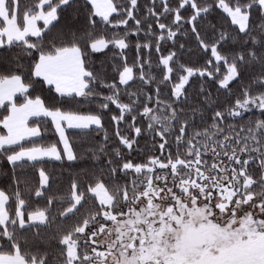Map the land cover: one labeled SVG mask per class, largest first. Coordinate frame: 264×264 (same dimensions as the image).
I'll use <instances>...</instances> for the list:
<instances>
[{"label": "snow or ice", "instance_id": "6c2138e0", "mask_svg": "<svg viewBox=\"0 0 264 264\" xmlns=\"http://www.w3.org/2000/svg\"><path fill=\"white\" fill-rule=\"evenodd\" d=\"M20 3L0 0V108L6 113L0 118L6 130L0 133V160L11 166L17 183L18 169L26 164L40 166V189H50L51 174L43 167L48 161H64L72 167L89 159L92 164L84 171V183L71 182V206L60 215L79 211L82 202L95 206L98 201L99 209L78 220L59 239L49 238L55 240L57 252L25 251L21 247L22 242L28 244L24 233L40 225L51 226L50 214L47 208H37L26 215L29 201L24 192L31 195L33 191L27 181L23 191L0 189V264H264V119L249 121V125L229 122L225 127L221 123L229 117L243 119L253 108L264 116V0H212L202 5L197 0H178L176 7L161 0L162 12L149 8L144 21L134 15L138 0H128L130 7L123 0H86L91 5L88 28L79 32L69 27L71 20L62 21V14L73 8L75 0H35L25 5L22 14ZM217 8L235 27L229 31L212 25L214 35L209 43L201 36L197 21L204 22ZM181 9L192 11L187 20ZM114 13L126 17L113 22ZM253 13H258V23L252 22ZM162 15L171 25L160 21ZM93 17L113 27L127 26L133 20L136 32L96 38L98 21ZM151 17H156L159 35L153 31ZM40 21L42 26H38ZM182 21L191 25L197 46L211 53L204 68L186 67L178 51H170L158 59L157 81V76L144 70L151 61L140 59L143 49L153 47L151 43H136L137 58L128 63L129 35L137 34L142 24H147L146 32L160 52V40H173L175 47L177 33L187 34ZM228 43L240 48L224 52ZM109 45L119 50L113 51V59L118 57L120 62L112 65V76L104 64L98 67L91 59ZM184 48L179 44V49ZM207 64L213 65L212 70ZM224 66L226 73H221ZM174 70L178 82L172 83L165 101L160 98V85L168 87ZM246 74L249 80L243 84ZM197 75L212 77L228 96L232 95L230 82L240 78L243 90L234 104L225 102L217 110L219 96L213 98L202 83L199 105L190 104L185 86ZM137 83L141 87L131 91ZM153 83L157 84L155 100L152 90L146 94L143 88ZM44 85L56 94L50 104L32 94L37 88L43 91ZM120 85L125 88L121 90ZM97 101L98 106L91 107ZM111 105L118 110L110 118L117 125V143L99 147L102 155L96 154L93 145L87 148L90 156L83 149L78 155L68 130L86 138L104 130V116L112 111ZM138 117L147 119L146 126L137 125ZM125 122L131 124L126 134L120 131ZM41 124L54 127L62 150L57 143H39ZM149 131L154 141L159 137L162 155L167 148L166 162L153 156L137 163L125 155L124 150L133 151L138 137ZM104 140H108L106 133ZM26 141L31 146H25ZM83 143L88 145V140ZM92 169H98L99 175ZM34 194L44 193L38 189ZM47 204L53 200L49 198ZM108 222L111 226L106 227ZM60 230L57 224V234ZM101 234L103 240L98 239Z\"/></svg>", "mask_w": 264, "mask_h": 264}, {"label": "trees", "instance_id": "16d2710c", "mask_svg": "<svg viewBox=\"0 0 264 264\" xmlns=\"http://www.w3.org/2000/svg\"><path fill=\"white\" fill-rule=\"evenodd\" d=\"M198 3L201 5L204 3H211L212 0H197ZM28 3H35V0H21L20 3V10L21 14L23 13L25 9V5ZM125 7H130V4L128 3V0H123ZM171 7H176L178 4V0H169ZM152 8L153 11L160 13L162 12V4L161 0H155L153 3V0H138V4L136 9L134 10V15L137 19H141L142 21L146 20L148 18V9ZM91 12V5L86 3V0H75V4L73 8L68 9L62 14V21L63 23H67L69 20L72 21V23L69 25L70 28L81 31L88 28V16ZM181 13L184 16L185 20H187L190 15L192 14V11L189 9L188 11H185L184 9H181ZM75 17V19H73ZM126 17V14H113L112 17H110L113 22H115L118 19H123ZM96 21H98L96 27H95V37L99 38L103 36L106 39H109L113 36L114 33H118L120 35H123L125 31L136 32V25L135 21L130 20L129 24L127 26L120 25L119 27H113L112 25H105L103 22H99V17H93ZM150 22L153 24V31L156 35H159L161 30L158 28L156 24V17L149 18ZM161 22H165L169 25H171V20L166 19L165 16L160 17ZM252 22L258 23V13H253L252 16ZM184 26V29L188 30L187 34H184L183 32H178V40L175 42V47H173V40H160V46L161 51L157 52L155 50V41L151 35H148L146 32L147 24L144 23L140 26V30L135 35H129L128 42H129V49L125 50L128 63L132 64L133 61L137 58V53L135 49L136 43L144 44V43H151L153 45L152 48L148 49L145 48L142 50L140 54V59L143 60H150L151 64H145L144 70L146 72L151 71L153 75L157 76V81L159 80V68L156 67V64L158 62V59L161 55H167L170 51H178L180 55V63H183L186 67H193L194 69H202L207 63L206 57H210L211 53L208 51L205 53L203 49L197 46V42L193 35L190 32L191 25L185 24L184 21L181 22ZM212 25H215V28L220 30H229L231 31L232 28L235 26H232L230 23V18L227 17L225 13L222 12L220 9H215L211 14L207 15L206 20L204 22H201L200 20L197 21V27L202 37H204L206 42H211L213 38V28ZM38 26H42L41 23H38ZM173 29L175 30V26H173ZM35 39V38H32ZM183 43L185 45L184 49H179V44ZM251 45H249L250 47ZM240 48L239 44H233L228 43L225 45L223 51L224 52H232L236 51ZM113 51L119 52L118 49H113L112 45H109L108 49H105L102 53H95L92 56V60L96 63V65L99 67L101 64H104L105 70L108 72L109 76L114 75V69L112 65L116 62H120L119 58L117 57L116 60L113 59ZM213 63H215L214 58ZM213 65L207 64V68L209 70H212ZM153 69H155L153 71ZM256 69H253V72H255ZM221 73H226V66L221 68ZM186 74V73H182ZM135 75L138 77L139 72L138 70L135 72ZM173 81L168 82V87H164L163 85H160L162 91L160 94V98L167 101L168 97L171 93V85L173 82H178L177 79V73L174 70L173 72ZM118 80V77H116ZM249 80V75L246 74L243 77V84H246ZM111 82V80H109ZM132 83V82H130ZM203 83L205 89L208 93L211 94L213 98H216L219 96V105L217 110L223 109L225 102L228 104H234L235 99L240 95L241 91L243 90V85L240 78H237L236 80H233L229 84V89L231 90L232 95L228 96L225 94V91L222 89H219V84L213 80L212 77H204L201 78L198 75L193 76L189 78V84L185 86L187 90L188 100L190 104H196L199 105L200 103V96L198 95L200 85ZM121 90L125 88L124 85L119 86ZM141 87L139 83H137L131 91H135L136 88ZM144 91L146 94H149L148 90L149 88L152 90L151 95H153V99H156L155 96V90L157 88V84H145L143 85ZM219 89V91H218ZM101 91H104L106 93V90L101 89ZM33 96L40 95L42 99L45 100L47 104H50L53 102V97H56V94L53 91H49V86L44 85L43 91H40L39 88H37L33 93ZM107 94V93H106ZM58 99V97H57ZM79 99V98H78ZM99 99H102L100 97ZM173 99H175L173 97ZM83 108L87 109L89 107L88 104H83ZM98 101L96 103H93L91 107H97ZM152 107H156L155 104L152 105ZM187 107V106H185ZM112 111L106 112L104 116V122H105V128L104 130H97L91 132V135L89 137H84L83 135H76L75 130H68L67 134L69 136L70 143H72L75 148L74 150L77 151L78 155L81 154L83 149V154L85 156H90L91 153L87 151V148L89 145H93L96 148V154L102 155L99 153L98 149L101 146L109 147L115 145L117 143V138L114 136V131L117 127V125L111 121V116L117 114V109L115 108V105H111ZM5 110L3 108H0V118L5 115ZM211 113H208L207 116L210 118ZM264 119V116L261 115V110L253 108L252 111L246 112L244 115V118L241 119L240 117H236L235 119L229 117L228 121H221V123L225 124V127H227V123L231 122L232 124L236 125L237 122L239 125H249V121H254L255 119ZM31 122V121H30ZM147 119L145 118L143 121L140 120L138 117L137 119V125L138 126H146ZM42 128V135L43 139L39 140V143L44 145H49L52 143H57L59 140V137L57 134H54V127L41 124ZM131 128L130 123H122L120 126V131L122 133H127V130ZM0 133H4V129L2 126H0ZM105 133L108 136V140L105 141ZM153 133L152 132H145L143 135L138 137V144L134 145V150L129 152L128 150H124L125 155L137 163H145L150 157L158 156L162 160L166 162L167 157V148L163 150V155L161 154V150L158 148L159 144V137H156L155 141L152 139ZM88 140V145H85L83 142L84 140ZM171 142V139H170ZM25 146H31L29 142H24ZM57 146L59 149L62 150L61 144L57 143ZM173 152L175 151V144L173 143ZM92 164V161L89 159H83L82 162H78L72 167L67 166V164L64 161H48L43 167L46 168V171L51 174V187L40 189L39 185V176H38V168L33 167L31 164H26L23 170H17L18 173H21L19 176L20 182L17 183L13 179V175L11 173V166L7 164L6 161L0 160V189L5 190L6 192L11 193L12 191H15L17 188H19L21 191L24 190V183L27 181L30 188L33 190L31 195H29L27 192H24V198L29 201V204L26 207V215L29 211H34L37 208L43 210L47 208V213L50 214L49 218L51 220V226L49 225H40L39 229L33 227L31 231H28L24 233L28 240V244L25 245L23 242L21 243L22 250H30L32 252H36L38 249L40 252H43L44 250H48L49 252H57L56 242L55 240L50 241V237L55 236L56 239H59V236L63 234V232L71 230V228L77 223L78 220H82L83 218H86L90 214H95L99 209L98 201H96L95 206L92 205L91 202L89 203H83V206L79 208V211L76 209L73 210L72 213H68L67 216L60 215L61 212H66L67 208L71 206L69 203L70 201V184L74 179L80 180V182L83 184L84 181L82 179L84 175V171H87ZM92 171H96L97 175H99L98 169H92ZM91 179V176L89 177ZM110 187V185H109ZM41 190L44 194L40 197L35 196V190ZM51 198L53 200L52 205L47 204V200ZM10 204H12V201L10 200ZM12 211H14V205L12 208ZM55 217V219H53ZM60 225V233L57 234L56 232V225ZM39 231V236L35 235L34 233Z\"/></svg>", "mask_w": 264, "mask_h": 264}, {"label": "rangeland", "instance_id": "374dc122", "mask_svg": "<svg viewBox=\"0 0 264 264\" xmlns=\"http://www.w3.org/2000/svg\"><path fill=\"white\" fill-rule=\"evenodd\" d=\"M39 23V22H38ZM62 144V143H61ZM63 146V145H62ZM159 169H157V172L159 173ZM109 226H111V222H108V224L106 225V227H109ZM98 239H100V240H103L104 239V234H101L99 237H98ZM93 246H95V245H93ZM100 250H103V248H101Z\"/></svg>", "mask_w": 264, "mask_h": 264}, {"label": "crops", "instance_id": "0c3cea01", "mask_svg": "<svg viewBox=\"0 0 264 264\" xmlns=\"http://www.w3.org/2000/svg\"><path fill=\"white\" fill-rule=\"evenodd\" d=\"M39 23L43 24L42 21H40ZM32 119H36V118H32ZM4 132H6V130H4ZM61 144V143H60ZM61 147L63 148L62 144H61Z\"/></svg>", "mask_w": 264, "mask_h": 264}]
</instances>
